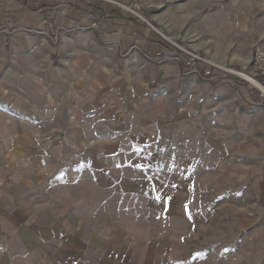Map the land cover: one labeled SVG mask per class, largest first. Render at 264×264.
I'll use <instances>...</instances> for the list:
<instances>
[{"label":"crops","instance_id":"obj_1","mask_svg":"<svg viewBox=\"0 0 264 264\" xmlns=\"http://www.w3.org/2000/svg\"><path fill=\"white\" fill-rule=\"evenodd\" d=\"M146 21L0 0V264H264V212L196 239L197 71Z\"/></svg>","mask_w":264,"mask_h":264},{"label":"rangeland","instance_id":"obj_2","mask_svg":"<svg viewBox=\"0 0 264 264\" xmlns=\"http://www.w3.org/2000/svg\"><path fill=\"white\" fill-rule=\"evenodd\" d=\"M125 2L138 4L146 20L195 56L194 109L211 143L197 172L203 218L196 239H228L230 246L239 223L264 212V94L243 77L264 86L253 62L264 49V0Z\"/></svg>","mask_w":264,"mask_h":264},{"label":"built area","instance_id":"obj_3","mask_svg":"<svg viewBox=\"0 0 264 264\" xmlns=\"http://www.w3.org/2000/svg\"><path fill=\"white\" fill-rule=\"evenodd\" d=\"M117 4L121 9H123L125 12H128L132 14L134 17H136L139 20L146 21V19L141 15L139 5L138 4H132L128 2H121V1H115V0H109ZM174 45L182 50L184 53L188 54L191 57H195L191 52L188 50L180 47L179 45L175 44ZM253 62L255 69L257 71V74L259 76V79L264 82V49L263 48H257L254 52L253 56Z\"/></svg>","mask_w":264,"mask_h":264},{"label":"bare ground","instance_id":"obj_4","mask_svg":"<svg viewBox=\"0 0 264 264\" xmlns=\"http://www.w3.org/2000/svg\"><path fill=\"white\" fill-rule=\"evenodd\" d=\"M244 78H246L247 80L251 81L254 83L255 86H257L261 92L264 94V86H260L256 81H254L252 78H250L249 76L243 75Z\"/></svg>","mask_w":264,"mask_h":264}]
</instances>
